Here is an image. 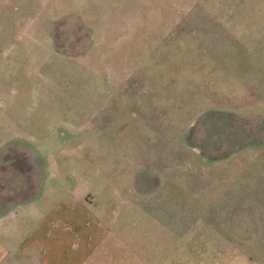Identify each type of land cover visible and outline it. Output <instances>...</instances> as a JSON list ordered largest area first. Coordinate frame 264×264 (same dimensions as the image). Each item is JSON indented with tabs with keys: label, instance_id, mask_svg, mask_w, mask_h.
Here are the masks:
<instances>
[{
	"label": "rangeland",
	"instance_id": "rangeland-1",
	"mask_svg": "<svg viewBox=\"0 0 264 264\" xmlns=\"http://www.w3.org/2000/svg\"><path fill=\"white\" fill-rule=\"evenodd\" d=\"M3 171L22 248L83 196L150 264H264V0H0Z\"/></svg>",
	"mask_w": 264,
	"mask_h": 264
},
{
	"label": "crops",
	"instance_id": "crops-1",
	"mask_svg": "<svg viewBox=\"0 0 264 264\" xmlns=\"http://www.w3.org/2000/svg\"><path fill=\"white\" fill-rule=\"evenodd\" d=\"M27 177L32 180L33 175L29 172ZM0 178V264H60L57 257L62 258L61 264H79V260L83 257L86 258L83 264H150V261H152L151 257L148 256V251H143L144 257L141 258V255L137 252V248L143 250L142 247L136 246L137 248H135L132 244L123 243L121 234H117V232L114 234L110 231V227L113 226L117 230L121 228L120 233L122 232V223L127 220L118 219V217L120 218V213L117 214L115 211L112 213V218L108 221L110 225L102 219L93 224L91 222L80 221L82 211L85 212L88 210L86 208L88 206L86 201L82 199L83 196L78 197L76 203L71 208L66 209V213L71 216V221L68 224L77 222L76 228L85 229L87 232L93 226L96 230L94 229L90 236H85L84 240L83 238H77V244H74L73 249H68L67 245L64 246L61 243V247L54 250L53 248L59 244L57 241L49 243L44 249L43 247L37 250L33 249V244L29 247L22 248L20 245V234H22V229L26 223V217L29 215L32 216V212L30 210L27 212V208L17 203L27 199V197L35 195V187L31 184L27 196L18 194L13 196L10 194L8 188V184L11 182L10 178L18 179L21 182L20 180H24L25 176L16 171L7 173L3 171ZM25 180L30 183L28 179ZM33 183L34 185L36 184L35 182ZM131 190H133L132 192L136 191L135 188ZM14 204H17V206L14 207ZM29 208L35 210L30 206ZM130 214L127 213V216ZM133 221L136 222V219H133ZM100 229H103V232H98ZM87 240L89 243L88 252H86L87 249L84 244ZM119 240H121V245L119 244ZM91 245L92 249L90 250ZM68 251H71L73 254L77 252L78 254L71 255ZM11 257H14V259L12 260Z\"/></svg>",
	"mask_w": 264,
	"mask_h": 264
}]
</instances>
